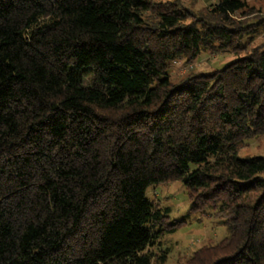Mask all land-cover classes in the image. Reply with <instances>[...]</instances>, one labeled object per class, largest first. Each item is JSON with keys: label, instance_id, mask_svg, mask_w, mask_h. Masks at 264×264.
Masks as SVG:
<instances>
[{"label": "trees", "instance_id": "trees-1", "mask_svg": "<svg viewBox=\"0 0 264 264\" xmlns=\"http://www.w3.org/2000/svg\"><path fill=\"white\" fill-rule=\"evenodd\" d=\"M245 8L0 0V264H151L189 216L147 196L174 180L227 232L197 264H264V155L240 154L264 134V42L214 71L170 67L238 48L264 20Z\"/></svg>", "mask_w": 264, "mask_h": 264}, {"label": "rangeland", "instance_id": "rangeland-1", "mask_svg": "<svg viewBox=\"0 0 264 264\" xmlns=\"http://www.w3.org/2000/svg\"><path fill=\"white\" fill-rule=\"evenodd\" d=\"M181 1L189 7L193 14H198L201 11L210 10L217 0ZM245 2L247 8L237 12L234 15L236 19H245L251 16L250 18L256 21L254 17H264V0H245ZM244 13H248V15H244ZM262 42H264V20L260 25H257L252 34L245 35L241 40V45L236 49L217 46L214 50L201 52L192 61L187 62L182 58L172 62L171 76L178 79L186 75L189 69L204 72L223 68L234 61L238 55L248 53ZM240 152L242 156L264 155V134L246 140L242 144ZM147 196L159 207L170 208L169 220L182 219L189 213L187 220L180 223L174 232L164 234L154 245L149 247V251L154 254L151 264H197L196 256L203 257L208 254L210 249L227 233L225 227L218 224V218L213 215L211 210L190 211L191 201L188 198L187 189L179 180L153 185L148 188ZM164 250L166 252L163 253ZM162 254L164 255L163 259H161Z\"/></svg>", "mask_w": 264, "mask_h": 264}]
</instances>
